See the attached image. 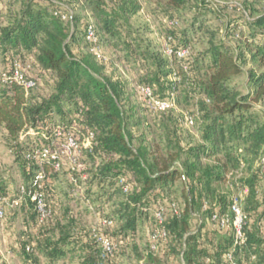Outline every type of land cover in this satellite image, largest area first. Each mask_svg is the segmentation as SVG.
Segmentation results:
<instances>
[{
	"label": "trees",
	"instance_id": "1",
	"mask_svg": "<svg viewBox=\"0 0 264 264\" xmlns=\"http://www.w3.org/2000/svg\"><path fill=\"white\" fill-rule=\"evenodd\" d=\"M0 2L8 5L0 16V127L15 143L14 163L27 190L39 169L51 170L48 161L36 157V148L54 147L71 135L78 144L76 156L89 155L94 161V179L111 184L123 177L129 184L127 201L120 211L126 226H133L136 213L143 208L153 207L156 211L163 207L167 238L175 242L173 250L180 245L183 264H229L228 253L234 264H264V238L259 225L264 219V197L258 196L264 184V121L258 112H251L256 104H264V0H237L238 5L226 0H165L170 10L192 13L194 29L191 33L176 30L179 19L168 18L165 40L172 53L166 58H162L163 49L148 52L132 27L131 16L142 10L139 0ZM232 7L242 19L220 16V8ZM77 8L89 17L77 15ZM211 17L221 24L217 28L219 42H211L208 49L196 54L190 50L186 59L178 58L179 47L189 48L197 34L206 35ZM173 19L176 24L169 25ZM89 24L101 47L120 50L128 61L143 63L146 72L138 85L150 86L159 98L173 93L175 102L177 90L183 87L186 96L198 100V144L186 149L181 146L173 127L175 120L164 124L159 140L153 137L144 144L136 143L131 126L147 127L149 131L151 126L141 118L131 122L135 107L125 110L121 81L105 76L88 50L85 35ZM229 38L237 41L236 46L229 44ZM247 54L263 70L249 71V91L241 94L226 84L240 75ZM26 62L38 70L36 75L25 71ZM16 65L26 79L35 82L33 87L27 89L22 81L11 79ZM143 110L150 112L145 106ZM172 110L156 113L162 116ZM58 128L60 135H56ZM89 132L93 138L90 147L84 148L82 141ZM176 182L180 184L181 209L165 200ZM9 184L0 179V198H7ZM48 185L45 182L43 188L45 202ZM244 189L241 207L246 216L242 228L245 242L235 244L230 229L218 228L223 232L210 239L211 249L199 246L201 225L191 232L190 218L200 211L209 219L213 213L226 214L235 192ZM17 205L25 207V216L37 225L51 218L38 222L35 202L29 194L23 195ZM174 205L177 214L171 211ZM47 206L52 216L53 209ZM6 215L4 212L1 219ZM63 229L58 240L46 241L41 247L51 259L72 250L69 228ZM99 254L100 249L98 259ZM146 264L156 263L150 258Z\"/></svg>",
	"mask_w": 264,
	"mask_h": 264
},
{
	"label": "rangeland",
	"instance_id": "2",
	"mask_svg": "<svg viewBox=\"0 0 264 264\" xmlns=\"http://www.w3.org/2000/svg\"><path fill=\"white\" fill-rule=\"evenodd\" d=\"M229 2V0H226ZM142 10L131 16L132 27L137 31L142 46H146L148 52L162 50V58H166L164 52L165 28L168 18H178L179 24L176 30L192 29V13L186 15L183 11H173L166 7L165 0H139ZM229 4V3H228ZM8 5L0 2V16L4 15ZM72 12V11H71ZM84 19L89 17L79 8L74 11ZM185 15L183 19L181 16ZM220 16L226 19H242L240 12L234 7L220 8ZM89 21L93 22L92 18ZM1 23V22H0ZM220 22L211 17L208 21V32L197 34L189 47L192 53L208 49L212 44H217L220 40L218 29ZM166 26V25H165ZM211 38L208 39L210 37ZM210 40V41H209ZM232 46H236L235 39H228ZM236 51V50H235ZM102 52L105 61L99 62L102 72L111 80L121 81L124 95L125 110L135 107V114L131 122L138 118L151 126V131L147 127L138 125L131 126L132 132L136 134V143H146L153 137L156 140L162 136L164 124L172 121L173 127L177 130V137L181 146L186 149L191 145L198 144L200 141V122L199 102L193 97L186 96L183 87L177 90L175 106L170 113L160 115L143 110L144 103L137 94L136 87L141 83L145 74L143 63L133 60L128 61L120 50L107 48L103 45ZM206 62L208 57H206ZM3 64L0 56V71ZM240 75L232 78L226 85L228 89H235L241 94L249 91V71L261 72L250 61V54L246 55V61L243 64ZM25 71L31 74H37L38 70L31 65L24 67ZM45 94V90H41ZM142 111V112H140ZM252 113L258 112L261 120L264 121V104H256ZM193 114L194 123L185 124L183 116ZM175 120V121H174ZM144 132V135H138ZM145 139V140H144ZM15 143L10 140L5 130L0 127V179L10 181L8 196L5 203L6 218L0 220V264H93L98 259L99 236L107 237L114 244V253L104 264H146L150 261L156 264H183L180 253V245L173 247L175 243L171 238H166L157 243V250L151 249V235L155 228V217L153 207L136 213L133 226H126V220L120 219L121 208L127 201V194L121 192L116 181L111 184L101 183L94 179V161L91 156L83 155L82 158L76 156V163L73 166L69 156L64 154L61 158V169L54 172L49 169L46 191V203L53 209V215L43 225H37L30 222L25 216L24 208L15 205L13 208L9 205L12 198L18 197L19 186L22 184L20 171L16 168L14 153ZM77 154V152H76ZM264 157V155H263ZM74 169V170H73ZM50 175V177H49ZM180 184L175 183L170 196L165 198L166 202L173 201L178 209L182 208L180 199ZM239 193V192H235ZM259 199L264 197V184L259 187ZM16 212V215L13 213ZM169 216V214L167 215ZM111 219L112 225L103 224L104 219ZM201 225L198 238L199 246L208 247L210 239L218 237L222 233L215 224L210 221L209 216L204 211L198 212L190 218V231L196 232ZM261 235L264 238V219L260 221ZM69 228V239L72 242V250L63 255L51 259L47 252H42V246L45 242L53 243L62 235L63 227Z\"/></svg>",
	"mask_w": 264,
	"mask_h": 264
},
{
	"label": "built area",
	"instance_id": "3",
	"mask_svg": "<svg viewBox=\"0 0 264 264\" xmlns=\"http://www.w3.org/2000/svg\"><path fill=\"white\" fill-rule=\"evenodd\" d=\"M230 4L238 5L237 0H230ZM169 25L176 24V21L169 20ZM85 39L89 44V52L94 56L95 60L98 62L105 61V56L102 52V47L97 40V35L95 33L94 27L92 24H89L86 29ZM164 52L167 56H170L172 53L171 45L166 42L164 45ZM190 50L189 48L179 47L176 51V56L180 59H186L189 57ZM184 68H186L184 66ZM11 79L14 81H22L25 88H31L34 86L35 82L32 79H26L23 71L20 69L19 65H16L11 73ZM136 91L138 95L141 97L144 106L153 113L156 112H164L169 109H173L175 106V98L173 93L170 94L167 98H159L153 94L152 88L148 85H137ZM183 120L185 124L192 125L194 123V115L193 114H185L183 116ZM60 128L56 129V135H60ZM93 138V133L89 132L82 141V146L84 148H89L91 144V140ZM78 148V144L75 142L71 135H67L65 140L54 147L51 146H43L41 148H36L35 155L40 160H46L50 163V168L52 171L57 172L61 169V158L64 154L69 156V160L74 166L76 163V150ZM264 161V158H262ZM48 173L44 169H39L34 176L32 177V181L29 189L27 190L24 184H21L18 188L20 197L12 198L10 200L9 205L14 206L19 203L21 197L23 195L29 194L30 198L35 202V209L38 214V222L41 223L44 220L51 217V209L47 206V203L43 197V188L45 182H48ZM117 185L121 187L122 192H128L129 184L123 177H119L116 179ZM28 192V193H26ZM246 193V189L242 192L234 195L231 199V204L229 211L226 214L218 215L217 213H213L210 216V221L215 224L216 227L221 229H230L233 232L234 243L237 245L243 244L245 242V236L243 234V225L245 223V214L241 207V202L243 200V196ZM7 198H0V219L3 217L5 212V203ZM175 214L178 213L177 206H172L171 211ZM165 208L160 207L155 211V228L151 235V249L157 250V243L163 241L167 238V231L163 225L165 220ZM111 219H104L103 224L106 226L112 225ZM100 254L99 259L94 264H104L105 260L113 255L114 253V244L105 236H99L97 238ZM226 259L229 264H234L232 255L230 253L226 254Z\"/></svg>",
	"mask_w": 264,
	"mask_h": 264
},
{
	"label": "crops",
	"instance_id": "4",
	"mask_svg": "<svg viewBox=\"0 0 264 264\" xmlns=\"http://www.w3.org/2000/svg\"><path fill=\"white\" fill-rule=\"evenodd\" d=\"M217 229H218V227H217ZM219 231L223 232V230H219Z\"/></svg>",
	"mask_w": 264,
	"mask_h": 264
}]
</instances>
